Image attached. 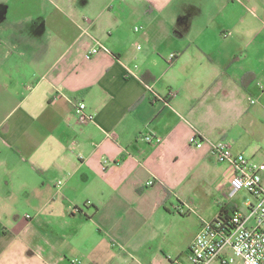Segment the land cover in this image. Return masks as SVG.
<instances>
[{
	"label": "crops",
	"instance_id": "crops-1",
	"mask_svg": "<svg viewBox=\"0 0 264 264\" xmlns=\"http://www.w3.org/2000/svg\"><path fill=\"white\" fill-rule=\"evenodd\" d=\"M221 139L264 163V0H0V264H191Z\"/></svg>",
	"mask_w": 264,
	"mask_h": 264
},
{
	"label": "built area",
	"instance_id": "built-area-1",
	"mask_svg": "<svg viewBox=\"0 0 264 264\" xmlns=\"http://www.w3.org/2000/svg\"><path fill=\"white\" fill-rule=\"evenodd\" d=\"M99 46L94 47L92 53H97ZM75 110L81 123L93 118L84 101L78 102ZM142 139L162 141L161 137L150 135ZM194 142L198 148L204 145L199 137ZM212 151L218 161L232 167L229 196L234 198L240 191L247 190L255 200H246L244 210L235 208L215 219L203 220L189 247L188 259L191 264H264V163L244 153H234L227 139L213 142Z\"/></svg>",
	"mask_w": 264,
	"mask_h": 264
},
{
	"label": "rangeland",
	"instance_id": "rangeland-1",
	"mask_svg": "<svg viewBox=\"0 0 264 264\" xmlns=\"http://www.w3.org/2000/svg\"><path fill=\"white\" fill-rule=\"evenodd\" d=\"M236 198H238V200H239V202H240V208H241L242 210L245 209V208H244V206H245V205H244V202H245L246 200H255L254 197H253V196L250 194V192H248L247 190H242V191H240V192L237 194ZM186 221H188V220H186V219H184V218L181 219V222H180V224H179V228H180L179 233H178L179 236L184 237V236L186 235V229H184V225H185Z\"/></svg>",
	"mask_w": 264,
	"mask_h": 264
},
{
	"label": "trees",
	"instance_id": "trees-1",
	"mask_svg": "<svg viewBox=\"0 0 264 264\" xmlns=\"http://www.w3.org/2000/svg\"><path fill=\"white\" fill-rule=\"evenodd\" d=\"M224 213H227V211L225 209L221 211V213L219 214V216L222 215V214H224Z\"/></svg>",
	"mask_w": 264,
	"mask_h": 264
}]
</instances>
